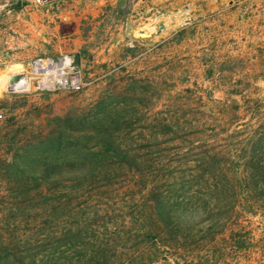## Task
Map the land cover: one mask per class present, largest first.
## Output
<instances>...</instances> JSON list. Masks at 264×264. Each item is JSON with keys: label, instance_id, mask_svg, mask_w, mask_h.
<instances>
[{"label": "rangeland", "instance_id": "374dc122", "mask_svg": "<svg viewBox=\"0 0 264 264\" xmlns=\"http://www.w3.org/2000/svg\"><path fill=\"white\" fill-rule=\"evenodd\" d=\"M47 1L0 0V264H264V208H212L264 117V0H131L126 40L80 53L28 25Z\"/></svg>", "mask_w": 264, "mask_h": 264}, {"label": "trees", "instance_id": "16d2710c", "mask_svg": "<svg viewBox=\"0 0 264 264\" xmlns=\"http://www.w3.org/2000/svg\"><path fill=\"white\" fill-rule=\"evenodd\" d=\"M259 118L260 121L255 128L246 124L248 126L245 131L236 132L234 136H231L232 142L238 141L236 151L241 154L244 163L230 168L232 171L229 177L223 169L216 170L218 177H215V189L225 193L226 201L230 198V202L225 201L222 205L215 202L212 208L215 210L218 207V210H225L231 219L236 208L245 211L244 207H247L250 209L247 210L248 213L251 214L254 213L252 209L255 207L264 208V117L259 116ZM158 203L162 206L167 225L184 224L188 223L189 219H193L192 203L184 198H177L172 202L169 198L163 197L162 200H158ZM176 233L179 232L176 231ZM234 240L235 248L247 249L246 237L239 234Z\"/></svg>", "mask_w": 264, "mask_h": 264}, {"label": "crops", "instance_id": "0c3cea01", "mask_svg": "<svg viewBox=\"0 0 264 264\" xmlns=\"http://www.w3.org/2000/svg\"><path fill=\"white\" fill-rule=\"evenodd\" d=\"M81 7L82 12L79 13ZM131 13V0H48L40 14L35 13V17L29 19L28 25L32 28L36 24L44 32L56 31L54 39L57 44L80 53L89 46L97 29L99 44L109 37L112 47L126 40ZM84 19L89 23L94 21L93 26L83 24L81 20Z\"/></svg>", "mask_w": 264, "mask_h": 264}, {"label": "water", "instance_id": "95a60500", "mask_svg": "<svg viewBox=\"0 0 264 264\" xmlns=\"http://www.w3.org/2000/svg\"><path fill=\"white\" fill-rule=\"evenodd\" d=\"M166 29V25L164 23H161L158 28V32H162ZM26 78V75L24 73H14L8 75L7 80V90L13 92V89L15 91H20L21 89V82L23 79ZM13 88V89H12Z\"/></svg>", "mask_w": 264, "mask_h": 264}, {"label": "bare ground", "instance_id": "6f19581e", "mask_svg": "<svg viewBox=\"0 0 264 264\" xmlns=\"http://www.w3.org/2000/svg\"><path fill=\"white\" fill-rule=\"evenodd\" d=\"M61 67H63V65H59L58 68H57V69L59 70L60 73H61V70H60ZM50 78H51V77H50ZM51 80H52V78H51L49 81H51ZM26 81H27V78H25V79L22 80V82H21V89H20V90H23V88H24V86H25L24 83H25ZM12 89H13V88H12ZM13 91H14V89H13Z\"/></svg>", "mask_w": 264, "mask_h": 264}, {"label": "built area", "instance_id": "2783aa9c", "mask_svg": "<svg viewBox=\"0 0 264 264\" xmlns=\"http://www.w3.org/2000/svg\"><path fill=\"white\" fill-rule=\"evenodd\" d=\"M34 2L38 3V4H42L43 0H33Z\"/></svg>", "mask_w": 264, "mask_h": 264}]
</instances>
